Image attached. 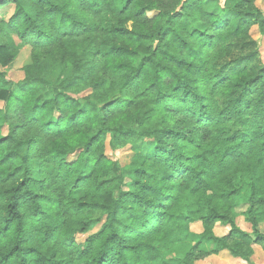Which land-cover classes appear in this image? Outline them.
I'll return each instance as SVG.
<instances>
[{
  "label": "trees",
  "instance_id": "1",
  "mask_svg": "<svg viewBox=\"0 0 264 264\" xmlns=\"http://www.w3.org/2000/svg\"><path fill=\"white\" fill-rule=\"evenodd\" d=\"M256 1L0 2V264H155L196 221L178 264L222 250L252 264L264 250Z\"/></svg>",
  "mask_w": 264,
  "mask_h": 264
},
{
  "label": "rangeland",
  "instance_id": "2",
  "mask_svg": "<svg viewBox=\"0 0 264 264\" xmlns=\"http://www.w3.org/2000/svg\"><path fill=\"white\" fill-rule=\"evenodd\" d=\"M225 1L226 0H219L218 4L223 6L225 4ZM256 4L261 10L264 11V0H257ZM209 8H212L211 5H209ZM0 10H2L1 5H0ZM251 34L259 43L260 51L264 62V36L260 34V31L257 26L252 28ZM29 62H30V49L28 47H23L18 53V56L15 62L13 63L12 67L9 68L10 78L14 80H20L23 77L22 67ZM1 105L2 103H0V106ZM107 154L112 159L118 160L122 164L130 163L133 156V152L130 150L129 147L123 150L113 152L108 146ZM238 224L243 230L252 232V226L245 220L244 216L239 217ZM229 229H230L229 227H223L218 225L214 231L217 236H223L229 231ZM260 230L264 232V222L260 224ZM190 231L192 237L189 241H187L183 245H179L173 248L170 251H167L164 254V259H162L163 261L161 260L155 264H163V262H166L168 264H178L177 260L182 258L190 250V248L193 247L199 241V238L204 231L202 223L199 221L191 222ZM85 238L86 235H80L78 237V240L83 241ZM202 248L211 251L214 248V246L209 243H203ZM251 263L264 264V250L261 246L259 245L254 246V256ZM193 264H248V263L235 258L228 250H222L216 254H211L208 257L197 259L193 262Z\"/></svg>",
  "mask_w": 264,
  "mask_h": 264
},
{
  "label": "water",
  "instance_id": "3",
  "mask_svg": "<svg viewBox=\"0 0 264 264\" xmlns=\"http://www.w3.org/2000/svg\"><path fill=\"white\" fill-rule=\"evenodd\" d=\"M3 0H0V2H2Z\"/></svg>",
  "mask_w": 264,
  "mask_h": 264
}]
</instances>
